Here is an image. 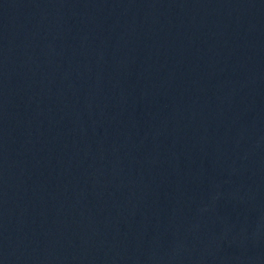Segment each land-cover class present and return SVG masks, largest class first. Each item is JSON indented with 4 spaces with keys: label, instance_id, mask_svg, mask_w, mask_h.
Listing matches in <instances>:
<instances>
[{
    "label": "water",
    "instance_id": "1",
    "mask_svg": "<svg viewBox=\"0 0 264 264\" xmlns=\"http://www.w3.org/2000/svg\"><path fill=\"white\" fill-rule=\"evenodd\" d=\"M0 264H264V0H0Z\"/></svg>",
    "mask_w": 264,
    "mask_h": 264
}]
</instances>
